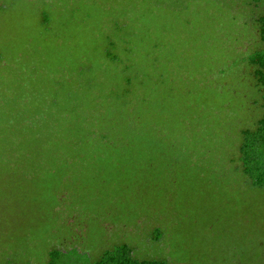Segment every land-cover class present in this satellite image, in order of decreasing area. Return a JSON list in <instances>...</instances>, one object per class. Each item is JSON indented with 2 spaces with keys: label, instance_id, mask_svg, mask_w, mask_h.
<instances>
[{
  "label": "rangeland",
  "instance_id": "1",
  "mask_svg": "<svg viewBox=\"0 0 264 264\" xmlns=\"http://www.w3.org/2000/svg\"><path fill=\"white\" fill-rule=\"evenodd\" d=\"M42 1L16 0L6 11L0 6V54L21 55L19 62H4L1 85L16 89L21 72L34 74L37 86L52 87L77 71L83 82L96 76L104 97L112 85L120 95L114 83L123 74L106 81L99 72L114 67L101 54L109 47L105 33L121 18L120 0H55L48 30L38 11L51 7ZM165 2L152 8L148 39L133 57L150 75L147 101H136L131 114L144 110L149 151L136 148L123 163L83 164L64 184L67 200L54 212V190L49 203L39 201L15 226L6 211L0 264H49L53 249L62 251L61 264L91 262L100 247L119 242L171 264H264V186L253 185L235 161L238 130L253 126L262 111L246 57L263 47L256 18L264 0ZM134 14L125 18L127 28L145 33ZM49 66L59 73L48 72ZM141 169L148 180L135 187L127 172ZM105 178L115 185L103 190ZM155 228L161 229L159 242Z\"/></svg>",
  "mask_w": 264,
  "mask_h": 264
},
{
  "label": "trees",
  "instance_id": "2",
  "mask_svg": "<svg viewBox=\"0 0 264 264\" xmlns=\"http://www.w3.org/2000/svg\"><path fill=\"white\" fill-rule=\"evenodd\" d=\"M24 1H27V5L31 2ZM64 1L68 0H61ZM69 1L72 3L74 0ZM165 1L120 0L121 18L114 23L112 33H105L109 47L101 54L114 67L105 66L104 70L99 71L106 76V81L123 74L120 81L117 78L114 83L117 88L121 86L120 95L116 94L112 85L104 97L96 89V76L83 82L84 77L77 71H71V79L61 77L68 83L56 82L52 87L37 86L34 74L30 76L20 72L14 78L17 88L10 87V84L6 87L1 85V67L8 58L11 63L14 60L19 62L21 55L17 51L14 55L0 54V217L6 215L7 211L9 225L15 226L20 216H29L30 210L39 201L49 203L48 193L52 190L55 191L56 202L52 210L56 211L67 200L64 184L79 173L80 166H85L83 164H112L119 158V163H123L124 156H131L136 148L141 152L149 151L147 136L150 126L142 119L144 110L140 108L142 112L134 117L131 114L134 113L136 101H147L143 93L150 75L139 70V66L133 63V57L136 55L134 50L148 39L146 23L152 8L164 5ZM15 2L8 0L6 4H1L2 11H6L9 6L15 7ZM54 2L43 0L42 3L51 8L45 6L38 11L45 30L50 29L53 23L51 13ZM132 11H136L134 18L143 26L145 33L141 34L140 28L136 30V26L134 32L131 31V25L127 28L125 18ZM256 23L263 48L254 51L246 59L254 68L256 85L261 91L262 111L253 126L238 130L235 161L237 169L253 185L264 186V11L256 18ZM133 33L137 40L135 44L132 42ZM45 52L54 57V51ZM48 69V72L53 70L52 66ZM8 93V100L2 99ZM114 102L117 105L112 109L105 106ZM127 175L136 182L135 187L148 180L145 169L128 171ZM114 183L113 179L109 182L107 178L101 181L103 190L112 188ZM126 185L129 191L131 185ZM161 229L155 228L154 242L160 241ZM107 246L100 247L96 259L91 262L81 260L77 264H171L159 257L140 256L137 249L127 242ZM49 256V264H61L59 259L62 258V251L53 249Z\"/></svg>",
  "mask_w": 264,
  "mask_h": 264
},
{
  "label": "flooded vegetation",
  "instance_id": "3",
  "mask_svg": "<svg viewBox=\"0 0 264 264\" xmlns=\"http://www.w3.org/2000/svg\"><path fill=\"white\" fill-rule=\"evenodd\" d=\"M262 48H263V47H262ZM258 50H259V49H258ZM255 51H256V50H255ZM248 56H249V55H248ZM248 56H247V57H248ZM247 62H248V61H247ZM248 63H249V62H248Z\"/></svg>",
  "mask_w": 264,
  "mask_h": 264
}]
</instances>
